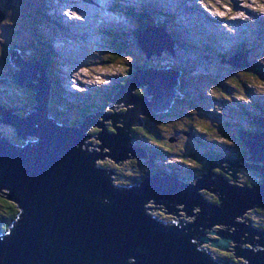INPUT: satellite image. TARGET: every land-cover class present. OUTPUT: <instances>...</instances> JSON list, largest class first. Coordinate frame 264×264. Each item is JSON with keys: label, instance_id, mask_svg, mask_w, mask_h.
I'll list each match as a JSON object with an SVG mask.
<instances>
[{"label": "water", "instance_id": "obj_1", "mask_svg": "<svg viewBox=\"0 0 264 264\" xmlns=\"http://www.w3.org/2000/svg\"><path fill=\"white\" fill-rule=\"evenodd\" d=\"M4 18L0 11V22ZM167 37L163 27L149 24L141 28L137 46L147 58L163 50L173 53L174 42ZM17 53H10L17 68L12 80L31 91L34 104L24 116L0 105V123L12 126L21 141L13 142L0 131V194L19 210L16 221L0 235V264H219L199 244L231 252V241L236 243L234 257L244 264H264V230L245 217L264 208L263 115L251 118L259 130H238L249 153L246 159L208 154L207 172L193 182L158 171L132 185H115L112 171L95 160L109 157L120 165L147 158L146 149L133 143L132 128L144 126L140 115L164 113L181 97L176 89L180 72L172 67L140 68L111 96L107 108L112 115L99 110L86 115L80 125H66L49 114L51 87L41 59L25 61ZM223 63L249 65L247 55ZM139 88L144 95L136 93ZM90 125L100 128L97 151L84 143ZM242 167L259 173L261 182L234 185L212 171L218 168L238 181ZM201 189L213 193L217 203ZM149 200L162 201L174 212L173 221L149 214ZM178 205L193 217L190 223L178 219ZM193 207L199 210L192 212ZM238 217L246 221L235 220ZM243 243L250 247H241Z\"/></svg>", "mask_w": 264, "mask_h": 264}, {"label": "rangeland", "instance_id": "obj_2", "mask_svg": "<svg viewBox=\"0 0 264 264\" xmlns=\"http://www.w3.org/2000/svg\"><path fill=\"white\" fill-rule=\"evenodd\" d=\"M146 1L164 7L165 12L173 15L169 27L176 29L175 26H177L184 33L178 31L179 44L185 49L184 51H176V56H168L163 50L160 55L152 54L150 56L153 58L152 61L156 64L171 63L177 68H182L188 62H194L191 71L184 72L182 76L183 85L181 84V87L182 89L184 87L186 94L190 95L184 97L185 99L189 97L187 102H173L165 115L160 116L165 112L158 113L159 115L152 114L150 115L152 119L140 115L144 120L146 132L158 136L162 145L172 144L169 148L176 152H173L174 155L166 156V163H180V156L176 153L182 155V158H187L185 161L188 162V167L200 164L201 155L207 153L214 155L225 153L224 156L231 154L230 157L237 158L235 153L238 146L234 141L223 138V134L234 136L239 129L238 124L246 129L248 126L258 128L252 124L249 117L243 115L241 110L250 111L254 115H260V112L264 110V71L257 72L255 78H252L241 71L236 73L239 69L227 63H221V61L223 58H228L224 54L241 44L245 36L262 30L259 25L264 21V0H186L188 9L180 14V11H173L169 4H172L173 1L180 3L182 0H122L123 3L127 2L135 7H139ZM114 2V0H0V10L6 12L5 18L0 22V74H7L8 67L13 72L14 69H17L11 60H8L7 67L4 66L1 53H5L10 47H15L17 51L23 47V50H26L28 54L27 56L23 53L24 57L30 60V57L35 53V45L41 43L49 54L48 67L54 75V84L59 88L60 98L58 100L60 101L55 102L58 118L64 121L67 118L70 121L84 120L86 115L99 110L112 115V109H102L100 106L104 102L106 90H112L115 84L122 82L121 79L125 77L132 65H138L145 60L144 53L136 43H131L120 58L111 60L112 46L115 43H112L113 40L109 34L101 33L111 28L115 31L121 29L127 31L137 26L135 18L132 20L125 15L124 11L111 8ZM42 13L51 18L47 20ZM55 17L59 22L55 20ZM35 29L42 35L40 40L35 35L33 37ZM258 34L254 45H252L256 49L254 60L262 64L264 70V34L261 33V36ZM165 37L160 36L159 40L163 43L166 41ZM197 37L205 39L208 37L209 42H212V45H209L212 51L209 54L212 59H207V62L203 61L204 58L200 56L204 50L202 47L199 49L198 43L194 39ZM167 38L172 40L171 36ZM190 39L194 42L193 46L185 41ZM184 43L185 46H183ZM20 58L26 61L22 56ZM240 60L237 59V61ZM205 73L208 75L205 76ZM232 75L239 78L245 86L243 92L238 96L233 94L235 81ZM214 81L219 86L218 91L212 85ZM250 83L251 85H249ZM239 85L242 87L241 84ZM178 86L180 85L178 84L176 89ZM6 89L8 95L1 97L6 105L9 108L16 107L23 110V106L18 105L23 94L19 95L13 86L6 87ZM198 89L200 92L197 91L196 95ZM141 91L145 94L142 88L136 89L138 93ZM213 93L216 95L215 99L211 97ZM222 93L229 97L225 99ZM200 94L203 95L202 98L199 96ZM181 98H183L182 95ZM92 101L100 104H92ZM200 102L202 103L200 104ZM49 103L52 105L51 102ZM88 104L94 106L93 109L89 108ZM258 104L261 105L260 109ZM67 106H72L71 109H68V114L61 110V108L67 109ZM81 107L88 108L82 111ZM209 108L213 113L207 112ZM20 110L15 109L13 113L25 112ZM30 110L33 109L27 108V111ZM178 129L188 133L194 132V135L187 137L176 132ZM0 130L10 140L15 136V131L10 125L0 123ZM85 132L88 135L84 140L86 148L97 151L99 141L96 137L100 128L90 125ZM142 133L135 131L136 139L140 141L139 146L155 144L151 139L141 136ZM195 133H198L199 136ZM170 136L177 137V140L174 143H169L167 139ZM197 137L198 140L201 138L204 145L196 140ZM136 143L134 142V144ZM130 160L122 161L120 165H117L111 158L102 157L97 158L95 164L112 171L113 184L126 185L129 178L136 174L129 163ZM205 162L207 163V161ZM221 164L222 167H228L227 163ZM182 165L185 164L182 163ZM139 167L143 168L144 165ZM212 171L223 175L229 183L239 186H243L242 180L245 179L250 182L260 180L257 172L244 167L238 170V181H234L233 177L220 169L213 168ZM201 191L206 193L209 198L211 195L213 196V193L206 189H201ZM154 202L155 200H149L145 203L146 211L163 221L172 222L174 217L157 209V204ZM179 208H183V206L178 205L177 209ZM198 210L197 207H193L191 211L197 212ZM178 213L181 212L178 211ZM245 217H249L251 221H258L260 218L254 210L249 211ZM181 218L185 219L183 214L179 215V219ZM188 220H192V218ZM235 220L246 221L245 218L240 217ZM213 229L218 230L217 226ZM230 233L228 232V234ZM244 234L247 235V233ZM206 235L212 236L208 232ZM239 239L244 240L245 237L240 236ZM209 244L200 243L199 247L208 249L215 259L218 257L224 259L223 254H216ZM229 244V250H232L233 254L235 252L233 247L236 246V243L231 241ZM246 246L250 247L248 244H241V247ZM233 258L237 264L245 263L242 258L234 256ZM221 263L225 262L221 260ZM229 263L235 264L234 262Z\"/></svg>", "mask_w": 264, "mask_h": 264}, {"label": "trees", "instance_id": "obj_3", "mask_svg": "<svg viewBox=\"0 0 264 264\" xmlns=\"http://www.w3.org/2000/svg\"><path fill=\"white\" fill-rule=\"evenodd\" d=\"M115 2L113 3V5H111V8L113 9H120L122 11H124L125 15L129 16L130 19H136V24L137 26L132 28V29H129L127 31H123V29L121 30H113V28L111 29H106L104 30L101 34H109L113 40L112 43H115L113 46H112V57H111V60L113 61L114 59H118L120 58V56L125 53L127 51V48L129 47V45L132 43H136L137 44V39H138V36H139V33H140V30L141 28H144L146 27L147 25L149 24H155V25H158V26H161L163 27L167 32L168 34L171 36L173 42H174V47H173V53H171L169 50H164L163 52L164 53H167L168 56L169 55H174L176 56L177 53L176 51H184L185 49L182 48V45L179 44L180 43V39L178 37V31L180 33H182V29H178L179 27L175 26V28H170L169 27V24L171 22V20H173V15L172 14H169L167 12H165L163 9L164 7L160 6V5H155V4H150L148 1H146L144 4L140 5L139 7H135L131 4H128L127 2L126 3H123L122 0H114ZM174 2V3H173ZM171 2L172 4H169L170 7L173 8V11H180L179 14L182 12V11H186L188 9V7L186 6V0H182V2L180 3H175V1ZM169 7V8H170ZM168 8V9H169ZM2 11L4 14H6L5 11L3 10H0ZM42 15H44V13H42ZM44 18H46L47 20H49L51 17L50 16H45L44 15ZM56 21L59 22L58 19L55 18ZM262 22V21H261ZM260 29L262 30H259L256 34H254L253 32L251 33L250 36H245V39L242 40L241 44L237 45L235 48H231V51L228 52L227 54H224V55H227L228 58H223V60H226V59H230V58H235L237 56H240V55H247V62L249 63L248 66H243V67H236L237 70L236 73H239L241 71V73L245 74L246 76L250 75L252 78H255V75L257 72H260V71H264L263 70V66L262 64L260 63H257L255 60H254V52H255V46H252L254 45L255 41H256V36L258 34V36H261L263 33L264 34V21L259 25ZM128 32V33H127ZM184 32V31H183ZM33 37L35 35V37L37 39H39L42 35L41 33H38V31L35 29L34 32H33ZM184 34V33H182ZM195 41L198 43V47L200 49V47H202V49L204 50L203 53H201L202 56L204 59L203 61H206L207 62V59H212L211 58V55L209 54L211 51L210 49V46L209 45H212L211 43L212 42H209L208 40V37L205 38H201V37H197V38H194ZM40 40V39H39ZM188 44L192 45L194 44V42L190 39V40H185ZM180 45V46H179ZM251 45V46H249ZM183 46H185V43L183 44ZM231 47V46H229ZM22 48V53H26V50L24 51L23 50V47ZM35 52L34 55L31 57L30 60H34L36 58H40L41 61H42V64L44 66V69L46 71V75H47V78L49 80V83H50V87H51V99L52 101H50L52 103V108L50 107L49 109V114L51 117H53L58 123L60 124H67V125H80L82 122H83V119H79V120H76V121H70L68 118L64 120H61L58 118V110L57 108H55V102L60 98V94L58 92V87H56V85L54 84V75L52 73V71L49 69V65H48V58H49V54L47 53L45 47L43 44L41 43H37V45H35ZM20 51V52H21ZM160 57V56H159ZM153 58H147L145 56V60H143L140 64L138 65H132V67L130 68V70L128 71V73L125 75V77L122 80V82L118 83V84H115L112 88V90H106L105 92V96H104V102L100 105L102 109H105L107 108V104L110 102L111 100V96L117 92V90L120 88V86L124 85L125 83H127V80L131 77V75L136 72L138 69L140 68H147V67H150L152 66L153 68H165V67H172L176 70H178L180 72V75L179 76V85L178 88H177V91L180 95H182L183 98H179V99H176L174 101V103H185L187 102V99L189 98H184L186 96H190L189 94H186V89L183 87H181V84L183 85V81H182V76H183V73L184 72H190L191 69L193 68L194 66V62H188L187 64L183 65V67H179L177 68L176 65H173V64H156L152 61ZM222 60V61H223ZM202 61V62H203ZM221 61V63H223ZM210 63V62H208ZM211 65V64H210ZM234 67V66H232ZM8 70L10 72V74L12 72V69H9L8 67ZM235 73V74H236ZM207 76L208 74L205 73ZM204 76V77H205ZM233 76V80L235 81V85H233L234 89H233V94H235L236 96L240 95L243 90H244V83L241 82V80L239 78H236ZM12 77V75H11ZM12 79V78H11ZM245 79V78H244ZM247 80V79H246ZM246 82V81H245ZM241 84L242 87L239 85ZM212 85L213 87L218 91V84L214 81L212 82ZM228 85V84H227ZM251 85V83L249 84ZM17 92L20 94H23V97L19 100L20 102H18L20 106H23V110L22 108H20L22 111H25V112H20L19 114V111H18V114L23 116L26 114L27 111V108H32L34 102H33V99H32V93L30 92V90L26 89V87L22 86V85H15L13 86ZM197 91L196 90V95H197ZM138 93V92H136ZM141 94H144L142 91L141 93H138V95H141ZM212 98L215 99L216 95L211 94ZM222 95L224 96L225 99H227V97L229 96H226L225 94L222 93ZM201 98L203 97L202 94L199 95ZM25 97V98H24ZM199 97V98H200ZM230 99V98H229ZM60 101V100H58ZM5 105V101H2ZM62 102V101H61ZM189 103V102H188ZM202 102H200L201 104ZM61 104V103H60ZM92 104H100V103H93L92 101ZM105 104V105H104ZM9 105V104H8ZM190 105V104H188ZM7 106V105H6ZM88 106H90V104H88ZM92 106V105H91ZM89 107V108H92V107ZM100 106H97V107H100ZM208 107V105H205ZM258 108L260 109L261 108V105H257ZM7 108V107H6ZM16 108V107H14ZM71 109L72 106H67V109H62L63 111H65L64 113H67L68 109ZM88 107H81L82 111L87 109ZM108 109V108H107ZM20 110V111H21ZM31 111V110H30ZM170 111V110H169ZM264 111V110H263ZM260 112V115H263L264 116V112ZM208 113H213L211 111V109L209 108V110L207 111ZM241 112L243 113V115L249 117L250 119L254 116V114H252L250 111H246V110H241ZM167 112H165L164 114H161L160 116L162 115H165ZM68 114V113H67ZM159 115V114H158ZM147 119L151 118V116H147L146 117ZM71 122V123H70ZM254 124V123H252ZM237 125V124H236ZM255 125V124H254ZM238 127L239 129L240 128H244V127H241L239 124H238ZM109 130H112L111 127L109 128ZM238 129V130H239ZM246 129V128H245ZM14 130V129H13ZM238 130L236 132V134L233 135H225L223 134V138L225 139H228V140H232L236 143V145L238 146V149H237V152L235 153V157L237 158H240V159H246L247 156H248V152L246 150V148L244 147L243 144H241V142L239 141V137H238ZM247 130L249 131H253V130H259L258 128H251V126H248ZM1 131V130H0ZM15 131V130H14ZM135 131H140V132H143L141 134V136H143L144 138H148V139H151V141L155 144H147V145H143V147L146 149V152H147V158L146 159H131L129 161V163L132 165V168L133 169V172L136 174L134 176H131L128 180V182L126 183V185H132V184H135L137 182H140L141 180H143L144 178H146L148 176V174H151L152 172H154L156 169L158 171H161V172H164V173H167L168 175L172 176V177H175L181 181H187V182H193L196 178L198 177H201L202 174L206 173L207 172V163L205 164H197L196 166H193V167H188L187 166V163L185 160H187V158H182V155H179L176 153V155L180 156V163L176 164V163H169L167 162L166 163V156L168 155H174L175 153L173 152H176L174 150H172L171 148H169V146L171 145H168L167 144H164L162 145L161 142H160V139L159 137L157 136H154L148 132H146V129L145 127H135V128H132V136H133V143L134 142H137L136 145H140V141H138L136 139V136H135ZM2 132V131H1ZM175 132V131H174ZM176 132L178 133H181L183 135H186L187 136V133L188 132H185L183 130H176ZM3 133V132H2ZM190 133V136H187V137H192L194 134V132H189ZM197 134V136H199L198 133H195ZM177 136V135H176ZM6 137V136H5ZM201 139V138H200ZM198 140V137L196 140H198L201 144L204 145V143L201 141V140ZM20 142L19 139L16 137V134L13 138H11V141L13 142ZM176 140L175 137H169L167 139V141L169 143L173 142ZM162 146V147H161ZM158 147H161V148H158ZM207 154H210V153H207ZM223 155H225V153H223ZM231 154H227V156H230ZM163 159V160H162ZM185 164V165H182ZM141 165H144L143 168H140L139 166ZM190 165V164H189ZM218 169V168H216ZM138 170V171H137ZM217 171V170H215ZM256 172V171H254ZM258 174V178H260L259 181L257 182H250L248 180H242L243 184H247L249 186H253V185H256L258 183L261 182V177H260V174ZM126 185H122V186H126ZM211 202H214V203H217V198L215 195H211V198H209L207 196L206 193L202 192ZM256 209V210H255ZM255 212L258 213L259 215V219L258 221L254 220L252 221L254 225H256L257 227H259L260 229L264 230V210H260V209H264V208H255ZM259 210V211H258ZM18 215H19V210L17 209L16 205L9 201L6 197H4L2 194H0V235L2 234H5L9 227L14 223V221H16V219L18 218ZM214 249L213 251L215 253H219L220 250L219 249H216V248H212ZM225 252V251H224Z\"/></svg>", "mask_w": 264, "mask_h": 264}, {"label": "flooded vegetation", "instance_id": "obj_4", "mask_svg": "<svg viewBox=\"0 0 264 264\" xmlns=\"http://www.w3.org/2000/svg\"><path fill=\"white\" fill-rule=\"evenodd\" d=\"M12 50H16L15 49V47L13 48V47H10L8 50H6V52L5 53H1V60L4 62L3 63V65L4 66H6L7 67V65H8V60L10 59L11 60V58H9V55H10V53H11V51ZM22 49H20L19 51H17L18 52V54L19 55H21L23 58H25L24 57V55H23V53H22V51H21ZM21 51V52H20ZM25 55H27L28 56V54L27 53H25ZM31 58V57H30ZM26 60H29V59H27V58H25ZM15 70V69H14ZM12 72H13V70H12ZM6 73L7 74H5V73H1L0 74V105H2V106H4V107H7V108H9L8 106H6V105H4L1 101H3V99L1 98V97H3V95H8V93H7V89H6V87H9V86H17V84H15L14 82H13V80L11 79L12 77H11V75H12V73L10 74V72H9V70H7L6 71ZM25 87V86H24ZM27 90H28V88H26ZM31 92V91H30ZM13 110H15V109H20V108H12ZM17 114H18V112H17ZM176 138V140H177V137H175ZM207 155L208 154H202L201 156V158L199 159V161H200V163L201 164H205L206 162L205 161H207L206 159V157H207ZM155 172H158V170L156 169L154 172H152L151 174H153V173H155ZM252 173H254L253 171H252ZM151 174H148V175H151ZM254 174H256V173H254ZM254 210V209H253ZM256 210V209H255ZM254 210V211H255ZM260 210H264V209H260ZM259 211V210H258ZM249 218V217H248ZM255 227H257L256 225H255ZM258 229H260L259 227H257ZM207 232V231H206ZM230 233V232H229ZM223 254V258L224 259H222V258H220V257H218V259L217 260H219V261H224L225 263H229V262H234L235 264H237V262H235L233 259V254L231 253V252H224V251H222V252H219L218 254ZM217 254V253H216ZM239 262V261H238ZM219 264H220V262H219ZM222 264V263H221Z\"/></svg>", "mask_w": 264, "mask_h": 264}, {"label": "bare ground", "instance_id": "obj_5", "mask_svg": "<svg viewBox=\"0 0 264 264\" xmlns=\"http://www.w3.org/2000/svg\"><path fill=\"white\" fill-rule=\"evenodd\" d=\"M96 151V150H95ZM155 204H157V209H160V210H162L165 214H167V215H171V216H173L174 217V212L172 211V210H169L167 207H166V205L163 203V202H158V201H155L154 202ZM178 211H180L181 213L179 214V213H177V215H178V219H179V215H181V214H183L184 215V217H185V219H179L180 221H186V222H191L192 220H193V217L191 216V215H189V214H187L186 212H185V210H184V208H179V209H177ZM148 212V211H147ZM190 218H192V220H188V219H190ZM244 223V222H243ZM220 226V228L222 229V230H224V231H227V232H232L231 230H228L229 229V227H226L225 228V225L224 224H219ZM216 227V226H215ZM264 229V228H263ZM206 234H207V232H206ZM234 249H235V246L233 247ZM232 251V250H231ZM233 251H235V250H233ZM240 255L238 254L237 255V257H239Z\"/></svg>", "mask_w": 264, "mask_h": 264}]
</instances>
